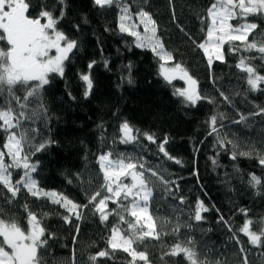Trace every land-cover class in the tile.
<instances>
[{
	"label": "trees",
	"instance_id": "obj_1",
	"mask_svg": "<svg viewBox=\"0 0 264 264\" xmlns=\"http://www.w3.org/2000/svg\"><path fill=\"white\" fill-rule=\"evenodd\" d=\"M41 2L42 0H32L35 6L33 16L39 10ZM212 2L213 0H171L170 4L169 0H148L145 7L160 25V34L168 50L174 52L176 62L181 63L198 81L200 92L216 102L210 104L201 101L195 107H188L173 95V88H183L185 83L176 80L169 85L157 74L158 65L153 53L132 46L133 38L118 32V13L115 8L101 11L93 6L92 0H66V14L58 28L69 38L77 40L80 48L66 62L64 77H54L43 92V103L48 109L50 122L46 128L42 124L37 125L41 129L37 141L50 137L57 143L33 157L34 161L40 162L38 173L34 175L41 187L62 191L75 202L86 204L88 195L102 181L96 157L101 151L102 129L98 126L103 124V150H109L110 146L114 156L122 152L142 154L149 164L162 165L171 173V179L178 182L179 192L176 198L166 196L161 199V193L157 192L150 202V211L158 226L161 221L171 222L161 226V230L170 231L171 225L179 218L182 225L180 241H186L191 235L202 254L212 249L214 258L226 259L227 264H241L243 254L234 241L228 242L231 233L218 220L223 215L235 231L245 220V216L239 211L241 208L247 209L248 218L254 222L264 220V189L258 195L247 183L249 173L258 176L264 174V168L259 165L255 154H264V114L251 117L247 124L233 123L239 120V113L247 115L257 112V106L264 107V92L245 94L247 85L241 79L243 74L235 67L238 56L228 52L227 44L224 46L226 62L214 61L211 67L208 66L203 51L196 47L204 39L198 16L206 15V9ZM129 3L135 12L140 0L135 3L129 0ZM44 7L55 9V15L58 16L62 6L58 4V0H44ZM85 17L87 23L84 22ZM249 19L261 25L249 36V40L255 38L258 45L264 43V35L259 34L264 29V20L253 17ZM77 25L78 30L75 27ZM181 28L184 29L183 32ZM185 32L189 35L186 36ZM3 46L4 43L0 42V47ZM245 55L257 56L258 53ZM102 58L108 60L107 68ZM93 60L96 61L91 69L94 87L91 95L85 98L84 82L79 77L81 73L89 71L88 64ZM252 62L257 66L261 64L259 59ZM129 63L132 65V84L122 79L128 76ZM259 71L264 74V68ZM221 91L230 97L231 105L224 102L219 94ZM17 94L22 95V92L17 90ZM214 112L223 113L225 117L220 135L232 140L237 145L238 152L254 148L255 152L251 157L238 156L236 160H232V145L223 150L214 146L215 136L208 135L209 128L206 124ZM125 119L141 132L154 133L157 143L167 137L166 150L181 163L167 160L157 152L155 144L142 138V153L135 145H124L118 141L113 143V135ZM2 142L3 134L0 133V145ZM211 158L216 159V166ZM77 173L83 176V184L77 181ZM13 179H18V173L13 174ZM68 180H72V183L69 184ZM2 191L3 196L10 195L6 190ZM179 196L185 197L183 205L179 203ZM197 199L203 200L211 209L203 213L206 219L202 222L192 221L188 215L194 209ZM25 204L38 215L41 212L48 214L42 223L48 232L55 233L56 236V239L49 241V251L55 257V262L49 258L48 264H64L71 258L73 249L77 264L82 260L87 264L89 255L107 247L109 228L114 222L112 217L106 226L90 208L84 209L77 235L75 227L65 224L61 219L64 214L62 208L45 200H37L23 189L12 205L0 197V209L3 210L0 216L14 217L21 226L26 227ZM115 207V204L109 202V209ZM185 224H191V230L185 229ZM256 227L254 223V230ZM239 235L249 249V264H264V256L259 255L264 252V248L257 249L249 245L247 237L242 233ZM176 242L177 237L169 234L160 241L146 240L138 250H147L152 264H185L182 257L165 256L163 260L160 259ZM129 260L126 253L117 250L111 258H100L97 264H127Z\"/></svg>",
	"mask_w": 264,
	"mask_h": 264
},
{
	"label": "snow or ice",
	"instance_id": "obj_2",
	"mask_svg": "<svg viewBox=\"0 0 264 264\" xmlns=\"http://www.w3.org/2000/svg\"><path fill=\"white\" fill-rule=\"evenodd\" d=\"M135 2L136 0H133V3ZM169 2L171 4V0ZM92 3L101 11L116 9L118 32L132 37V46L153 53L158 65L157 74L167 84L172 85L174 80L186 83V87L173 88V95L181 104L195 107L201 101L216 103L213 98L200 92L198 81L181 63L176 62L174 52L168 50L160 34V25L153 14L145 10L148 0H140L135 12L132 11L129 0H92ZM58 4L62 6L58 16L55 15V9L44 7V0L33 16L35 6L32 0H0V42L5 45L0 47V133L3 134V142L0 145V197L12 205L23 189L37 200H45L59 206L64 210L61 219L65 224L75 227L77 235L84 209L90 208L106 226L112 217L114 222L109 228L107 247L89 255L87 264H97L100 258H111L117 250L130 257L127 264H152L147 250L138 249L146 240L160 241L163 236L169 234L176 236L177 242L163 253L161 260L165 256H171L182 257L185 264H227L226 259L214 258L212 249L202 254L191 235L186 241H180L182 225L179 218L171 225L170 231L161 230V226L171 222L161 221L158 226L156 218L150 211V202L156 197L157 192L161 193V199L166 196L176 198L179 192L178 182L171 179V173L162 165L149 164L142 154L122 152L114 156L110 146L109 150H103L105 147L103 124L98 126L102 129L101 151L96 157L102 181L99 187L88 195V202L79 204L62 191L41 187L40 181L34 175L38 173L40 162L34 161L33 157L57 143L50 137L37 141V137L41 135V129L37 125L42 124L46 128L50 122L48 109L43 103V92L54 77H64L66 62L80 48L77 40L69 38L58 28L66 14V0H58ZM250 17L264 20V0H213L206 9V15L198 16L204 39L196 44L206 56L209 67L214 61L226 62L224 46L226 44L229 46L228 52L238 56L235 67L243 74L241 79L247 85L245 94L264 92V74L259 71L260 68H264V43L258 45L255 38L249 40V36L261 25L255 20H250ZM84 22L87 23L86 17ZM75 27L79 29L78 25ZM181 31L184 29L181 28ZM259 34L264 35V29ZM185 35L189 34L185 32ZM189 38L191 39L190 36ZM252 52L258 55H245ZM102 59L107 68L108 60ZM256 59L261 61L258 66L252 62ZM95 64L96 61H91L88 64L89 71L81 73L79 77L84 82L85 98L91 95L94 87L91 69ZM127 67L128 76L122 79L132 84L131 63ZM17 90H20L22 95H18ZM219 94L225 103L232 104L228 95L222 91ZM236 94L238 93H233ZM257 107L258 111L255 113L247 115L239 113V120L233 123L247 124L251 117L264 114V107ZM224 118L223 113L214 112L206 121L208 135L215 136L214 146L223 150L232 145L230 149L232 160H236L238 156L251 157L255 152L254 148L238 152L237 145L232 140L220 135V129L224 127ZM141 138L155 144L157 152L167 160L181 163L166 150L167 137L157 143L154 133L141 132L126 119L119 124L112 142L135 145L142 153L144 145L141 144ZM255 154L259 165L264 168V154L259 152ZM211 159L216 166V159ZM14 173H18V179H13ZM75 176L81 184L85 182L80 173ZM68 183L71 184L72 180H68ZM247 183L259 195L264 189V174L258 176L249 173ZM2 190H6L10 195L3 196ZM178 199L181 205L185 203L184 196H179ZM109 202L116 207L109 209ZM23 207L27 214L26 227L21 226L14 217L0 216V264H48L49 258L55 262V257H52L49 251V241L56 239V236L55 233L48 232L42 223L48 214L41 212L38 215L30 211L27 204ZM210 210L203 200L197 199L194 209L188 215L190 220L202 222L206 219L203 213ZM2 211L0 209V213ZM216 211L219 212L218 209ZM239 211L245 216V220L235 231L223 215L219 216L218 222L224 223L231 233L228 242L234 241L239 252L243 254L241 264H249L247 255L249 249L245 247L239 234L247 237L249 245L257 249L264 248V220L254 222L248 218L247 209L241 208ZM254 223L257 225L255 230ZM183 227L191 230L192 225L185 224ZM73 239L75 242V237ZM259 255L264 256V252ZM64 264H77L74 249L71 258ZM80 264L85 262L82 260Z\"/></svg>",
	"mask_w": 264,
	"mask_h": 264
},
{
	"label": "rangeland",
	"instance_id": "obj_3",
	"mask_svg": "<svg viewBox=\"0 0 264 264\" xmlns=\"http://www.w3.org/2000/svg\"><path fill=\"white\" fill-rule=\"evenodd\" d=\"M53 54H55V53L53 52ZM174 81H176V80H174ZM174 81H173V82H174ZM183 82H184V81H183ZM184 83H185V82H184ZM186 86H187V85H186V83H185V87H186ZM125 182H129V181H125Z\"/></svg>",
	"mask_w": 264,
	"mask_h": 264
},
{
	"label": "water",
	"instance_id": "obj_4",
	"mask_svg": "<svg viewBox=\"0 0 264 264\" xmlns=\"http://www.w3.org/2000/svg\"><path fill=\"white\" fill-rule=\"evenodd\" d=\"M43 22V21H42Z\"/></svg>",
	"mask_w": 264,
	"mask_h": 264
}]
</instances>
